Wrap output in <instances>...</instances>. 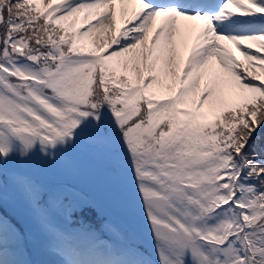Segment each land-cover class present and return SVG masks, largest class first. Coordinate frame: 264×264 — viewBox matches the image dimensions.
I'll use <instances>...</instances> for the list:
<instances>
[{
    "label": "snow or ice",
    "instance_id": "1",
    "mask_svg": "<svg viewBox=\"0 0 264 264\" xmlns=\"http://www.w3.org/2000/svg\"><path fill=\"white\" fill-rule=\"evenodd\" d=\"M0 264H264V0H0Z\"/></svg>",
    "mask_w": 264,
    "mask_h": 264
},
{
    "label": "rangeland",
    "instance_id": "2",
    "mask_svg": "<svg viewBox=\"0 0 264 264\" xmlns=\"http://www.w3.org/2000/svg\"><path fill=\"white\" fill-rule=\"evenodd\" d=\"M100 184V183H99ZM101 185V184H100ZM101 188H102V186H101ZM103 188H104V186H103ZM105 189V188H104ZM102 191H104L103 189H102Z\"/></svg>",
    "mask_w": 264,
    "mask_h": 264
}]
</instances>
